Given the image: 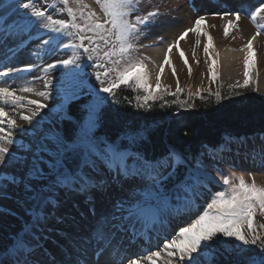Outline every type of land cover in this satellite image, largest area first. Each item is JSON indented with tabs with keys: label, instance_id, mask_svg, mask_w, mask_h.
I'll return each instance as SVG.
<instances>
[{
	"label": "snow or ice",
	"instance_id": "snow-or-ice-1",
	"mask_svg": "<svg viewBox=\"0 0 264 264\" xmlns=\"http://www.w3.org/2000/svg\"><path fill=\"white\" fill-rule=\"evenodd\" d=\"M37 2L11 0L0 11V21L15 23V18L19 17L22 23L17 27L27 36L41 29L54 33L41 41L45 54L70 49L71 55L53 60L42 71L47 75L58 67L68 69L63 74L67 86L63 89L59 112L50 125L44 126H41V112L48 105L17 94L18 91L32 93L35 91L32 87L24 86L19 90L0 87V178L8 187L24 192L28 197L25 204L30 210L26 225L16 238L0 245V264H47L46 259L37 255L36 242L29 233L35 232L38 226L43 227L51 211L66 197L84 193L94 204L95 194L105 198L114 190L123 195L111 202V210L104 213L102 218L97 217V226L88 236V243L94 245V251L89 257H82L84 264H124L125 259L127 264H141L142 261L144 264H157L158 261L159 264H257L252 250L246 248L249 245L260 248L259 264H264V235L258 231L264 230V223H255L257 213L264 216V186L258 185L254 178L251 183L246 182L244 175L229 177L221 174L220 179L226 188L212 194L202 213L191 223L180 227L174 238L165 239L158 250L149 251L143 256L122 255L124 246L117 242V236L123 234L131 244L145 230L151 233L157 225L170 226L175 219L190 215L194 210L199 211V201L208 191L201 168L183 153L169 149L161 155H150L143 147L144 137L113 136L103 130L107 96L114 97L121 85L133 90L142 89L145 94L137 95L136 107L146 110L150 108L149 101L163 99L166 93L164 90L158 96L153 92L144 63L146 58L133 57L134 40L141 26L147 27L159 13L152 11L144 16L135 15L132 19L139 10L140 0H95L105 17L101 21L84 0H54L43 8L37 7ZM3 3L4 0H0V5ZM70 3L75 7L69 6ZM57 4L61 6L60 13L66 12L67 19L54 18L49 12V8L55 11ZM9 10L12 15L5 19L4 13ZM242 12L250 18L257 31L240 49L245 53L244 82L229 85L230 93L249 86L250 70L255 68L253 41L264 30V24L258 23L264 20V0H258L256 5L247 9L225 11L223 16L235 17L228 20L225 36L231 28L238 27ZM204 23L205 17L199 16L193 27L186 29L168 46V53L173 47L178 48L180 40L185 39L189 32H194L197 45L200 44L201 35L207 37L208 43L204 45L207 55L212 46V37L203 31ZM65 38L67 43L64 42ZM12 54L15 55L14 52ZM180 55L184 57L182 51ZM33 56L41 58L39 51L33 52ZM84 56L94 61L97 69H103L96 72V80L101 86L95 93L87 91L79 77L78 65ZM4 58H7V53ZM164 62H170L167 55ZM216 63L213 59L209 66L213 81L217 79ZM34 66L28 64L24 68H13L5 65L0 77L19 78L13 74L31 71ZM160 68L163 71V65ZM113 73L115 78L105 85ZM50 85L51 79L46 80L45 90L35 91V95L47 100ZM181 91L177 81L176 92L170 94L178 96ZM235 94L240 93L236 91ZM195 95L201 94L197 91ZM215 96L219 100L221 93L216 91ZM69 104L71 108L67 107ZM6 108L12 112L17 108H28L29 114L20 113L19 119L31 128L20 127ZM37 117L41 119L37 120ZM38 127L39 131L36 130ZM17 130L19 136L16 135ZM30 131L33 139L17 147V139L23 141ZM5 190L0 187V191Z\"/></svg>",
	"mask_w": 264,
	"mask_h": 264
},
{
	"label": "bare ground",
	"instance_id": "bare-ground-1",
	"mask_svg": "<svg viewBox=\"0 0 264 264\" xmlns=\"http://www.w3.org/2000/svg\"><path fill=\"white\" fill-rule=\"evenodd\" d=\"M171 9V14L175 13V18L162 17V19L157 20L154 23L155 29L152 28L153 30L141 35L142 42L151 43V45L154 46L153 48L146 49V53H152V61L158 63L157 74L160 82H164V80L169 77L168 70L170 67H175V76L172 73L174 78H183L181 76L185 69V65L187 64L185 63V59H187L188 55L191 53L201 57V49L208 43V41H202V43L200 41V44L197 45L196 34L194 32H189L185 39L180 40L178 48L173 47L170 53H168V46H165L166 53L164 58L162 55H155L160 44L158 41L152 40V38L158 37L170 45L179 38L182 30L183 32L186 30L183 25L188 10L176 7L174 4ZM2 10L3 8L0 9V11ZM11 15L12 12L9 10L4 13V18L7 19ZM230 19L234 20L235 17H225L212 20L215 23H212L214 25L210 24L213 26V31L211 32L210 29L209 34L212 37V46L210 47H216V50H210L209 47L210 51L208 54L206 55L204 52L202 57L206 58V56H209L211 53L213 59L218 63L217 68H219V73L224 78H230L238 82V79H241L243 77L242 73H244V70L241 68L243 66L245 53L241 52L240 49L256 32H251L252 34L249 36L248 40H246V42L240 47L226 44L224 43L226 39L224 29ZM18 21L19 19L16 18L15 23L9 21V23L5 24L3 21H0V70L5 69V65L11 66V64H13V66H11L13 68H24L28 64H33L35 66L32 67L31 71H22L18 74L14 73L13 76L19 77V82L11 76L8 78L0 77V87H10L19 90L21 87L30 86L35 91H43L45 90V81L51 79V85L48 88L50 97L47 100L35 95V91L32 93L17 92V94L25 95L30 99H36L41 103L47 104L48 107L41 112V117H43L41 126L50 125V121L56 116L59 106L62 103V94L59 90L62 88L60 84L62 82L61 80H64L62 79L64 76L60 77L62 75V67L50 70L47 75H45L42 69L55 59L68 58V50L66 52L64 50H59L54 54L46 55L45 47L42 45L41 41L48 39L51 35L44 29L33 33L31 36L21 33L23 44L21 46L17 45L16 42L8 38L7 33L13 29H17L16 22ZM250 22L251 20L241 17L238 22V27H235V29L242 33H249L252 29H256L255 31H257L256 26L254 25L255 27H251ZM205 31L209 32L206 29ZM201 38L205 39L203 35L199 37V40ZM36 51L40 52V59L33 56V52ZM181 51L184 54L183 58L180 55ZM13 52L15 55L12 54ZM253 52V61L255 62L257 73L255 74L252 85L256 93L264 98V41H261L260 35L257 36L255 41H253ZM5 53H7V58H4ZM166 55L170 61L169 63L164 62ZM178 55V60L175 62V57ZM161 65H163V71H161ZM150 70H152V68H150ZM6 110L9 111V116L17 120V124L20 127L31 128L30 125H27L24 121L19 119L20 113L29 114L28 108H17L15 112H12L7 108ZM44 113H48V115H44ZM41 117H37V120H40ZM36 130L39 131V127ZM16 135L19 136L18 130ZM30 139H33L31 131L24 137L23 141L17 139V147H19L21 143H27ZM241 142V146H243L244 149H238L240 144L237 143L232 144L231 147H223L222 145V148H220L221 150L219 149L221 151L219 155L222 157H229L230 164L232 163L234 166L230 164L228 165L242 173H249L250 170L264 169V135L254 134L241 139ZM225 150L228 154H223ZM3 175H7V173H4ZM0 187L6 189L5 191H0V245H2L7 244L9 240H13L15 235L25 227L26 217L30 215V210L28 209V206L25 205V200H27L28 197L23 191L15 187H8L4 184L2 178H0ZM121 196L122 193L118 190L112 191L105 198H100L97 193L93 196L95 201L94 204L90 203L89 196L84 193H80L78 200L75 202L69 199L71 196L67 197V199L59 204L58 207L51 211L47 221L44 222L43 227L38 226L35 232L29 233L31 239L36 242V247L38 249L37 255L41 256V259H46L47 264H84V262L78 258L79 253H77V251H80L79 248L83 246L82 254L85 258L90 256L93 251L88 252L87 247L94 245L88 243V236L92 233L93 227L97 226V217L102 218L104 213L111 210V202L121 198ZM93 211L95 212V215H93ZM193 215L194 212L190 215H185L182 218H177L170 226L168 224H164L162 227L157 225L154 229L156 234L150 235L155 240H157L160 235L164 236L167 240H171L175 237L179 228L183 226H179L178 224L184 220L190 221L194 219L195 216L193 217ZM116 240L118 243L123 244L124 249L122 255L126 257H132L135 255L143 256L149 251H156L162 247L161 243L153 245L149 240H142V236L133 240L131 244L128 242L127 237H123V234L117 236ZM124 264H127V259L124 260ZM141 264H144V262L142 261ZM157 264H159V261Z\"/></svg>",
	"mask_w": 264,
	"mask_h": 264
},
{
	"label": "trees",
	"instance_id": "trees-1",
	"mask_svg": "<svg viewBox=\"0 0 264 264\" xmlns=\"http://www.w3.org/2000/svg\"><path fill=\"white\" fill-rule=\"evenodd\" d=\"M229 85L221 89L218 88L219 84L214 85V88L217 86L215 90L221 93V98L217 100L214 91H201V95L196 96L180 87L183 91L174 96L170 93L176 90L170 92L150 84L156 95L159 96L164 90L166 93L163 99L149 101L150 108L147 110L136 107L137 95L145 94L142 89L133 90L121 85L114 97L105 94L103 130L113 136H142L143 147L148 154L161 155L175 149L197 165L202 148L215 149L226 136L239 138L264 133V99L251 86L230 93ZM236 91L240 94L236 95ZM189 104L192 107H188ZM67 107L71 108V105ZM186 132L188 135H184ZM261 234L264 235V232ZM248 249L252 250L259 264L260 248L249 245Z\"/></svg>",
	"mask_w": 264,
	"mask_h": 264
},
{
	"label": "rangeland",
	"instance_id": "rangeland-1",
	"mask_svg": "<svg viewBox=\"0 0 264 264\" xmlns=\"http://www.w3.org/2000/svg\"><path fill=\"white\" fill-rule=\"evenodd\" d=\"M52 2H54V0H38L36 6L43 8ZM9 3H11V0H4L3 5H0V9L6 8L7 4H9ZM84 3L89 5L90 10L95 11L96 15L100 18L101 21L104 20V18H105L104 14H103L102 10L100 9L99 5L96 4L95 0H84ZM257 3H258V0H140V3L138 5L139 10L133 14L132 19L135 18V15L144 16L148 12H152V11H158L159 15L157 17H155L154 19H152L147 27L141 26V31H140L139 35L136 37V39L134 40V44H138V43L142 42L141 41V35L142 34H145L149 31L155 29L154 23L157 20L162 19V17L163 18L164 17H167V18H171V17L173 18L174 17L175 13L171 14V11H172L171 7L173 4L176 7L188 10V14H186V16H185V23L183 25V27H185L184 29H188V28L193 27L195 20L199 16H204L205 17V23L202 25V29H203V31H205V29L208 30L209 31L208 33L210 34V29H211V32L213 31L212 25H214V24H212V23H215L212 21L213 19L233 17L230 15L229 16H223V13L225 11L231 12V11L241 10L242 8L247 9L253 5H256ZM69 6L75 7V5H73L71 3ZM60 7L61 6L57 4L56 10L53 11L51 8H49V12H51L54 15V18L67 19L66 12L65 13L59 12ZM173 12H174V9H173ZM241 17H244V18L250 20V18L247 15L243 14V12L241 14ZM16 19H19V23H22L19 17H16ZM258 23L264 24V20L258 21ZM210 24H212V25H210ZM250 25H251V27H255L254 24H252V22H250ZM252 30H250L249 33H242L235 28H231L229 30V34L226 36L224 43L229 44V45L234 46V47H240L242 44H244L246 42V40H248L249 36L252 33L256 32L255 31L256 29H252ZM45 31H47V30H45ZM263 32H264V30L260 34L261 41H264V38H263L264 33ZM182 33H183V30L181 31V34ZM49 34L51 36L55 35L54 33H50V32H49ZM50 35H48V36H50ZM203 37L205 39L201 38L200 39L201 43H202V41L207 42V37H205V36H203ZM64 42L65 43L68 42L67 38L64 39ZM213 49L216 50V47H210V50H213ZM67 52H68V56L71 55L70 49ZM151 54L152 53L140 52L139 50H137L135 48V51L133 52V57L138 58V59L146 58V59H144V63L147 66V72H148L149 77H150L149 83L153 84L154 86H157L158 63L155 61H152L153 60V54L152 55ZM203 54H204V47L201 49V57L200 56L198 57L197 55H195L193 53L188 55V57L186 59L187 64L185 65V69H184L182 76H181L183 78H180V77L174 78L173 77V75H174L173 69L175 70V67H170L168 70L169 77L167 79H165L164 82L159 81V85H160L159 87L166 88L170 92H173L177 88V81H178L179 87H184L191 94V93H197V91L201 92V91H205V90L216 92L215 88L217 89V86L214 88V85L216 83L219 84V87H218L219 89L223 88L225 85H228V84L232 85V84L237 83V81H234L233 79L224 78L219 73V68H217L218 63H216L217 79L215 81H213L211 78V74L209 72V66L212 63L213 56H211V53H210L209 56H206V58H203L202 57ZM178 57H179V55L175 57V62H177ZM105 63H107V62H105ZM11 66H13V64H11ZM11 66H9V67H11ZM107 66L111 67V65H107ZM150 68H152V70H150ZM189 68H191V74H189ZM61 69H62V75L60 77L64 76L63 74L68 71V69L63 68V67ZM241 69L245 70L244 64H243ZM242 70H241V72H242ZM78 71H79V77L82 79L83 85L85 86L86 90L91 91L93 93L97 92L101 85H100V82L96 80V72L97 71L102 72L103 69H97L95 67L94 61H89V60H87L86 56H84L82 62L78 65ZM172 73H173V75H172ZM256 73H257V68L255 66V69L250 70V76H249V80H250L249 86H251L253 88L255 93H256V91H255L252 84H253V79L255 78ZM242 74H243L242 75L243 77L241 79L240 78L238 79L240 84H243L244 78H245L244 73H242ZM114 78H115V74L113 73L105 81V85L110 80H112ZM62 79H64V80H61L62 82L60 85L62 88L59 91H61L62 98H63V89L67 86V84H66L65 76L62 77ZM102 79H103V77H102ZM15 80H18L17 82H19L18 78H15ZM62 84H65V85H62ZM256 94H258V93H256ZM101 95L104 96L105 94L101 93ZM260 97H262V96H260ZM62 102H63V99H62ZM58 112H59V109H58ZM241 139H244V138L236 139V138L226 137L224 139L223 144H221V146H219V148H217L216 150H212L208 147L202 148V155H201L200 160L198 161V164L196 166L201 168V170H202V174L204 176L205 187L208 189V191L204 193V195L202 196V198L199 201V211H195V210L193 211L194 212L193 217L195 216V218H196V216L198 214L202 213L204 208H206V203L210 202L212 194H214L216 191H220V190H223L224 188H226V186H224L222 184V180L220 179L221 174L227 175L229 177H233L234 175L235 176L244 175L246 182L251 183L252 179L254 178L258 185L264 186V169L250 170L249 173H242V172H239L235 169L230 168V166L227 165V164H230V158L229 157H226L227 159H225L224 157L219 155V153L221 152L220 148H222V145H223V147H229V146L231 147L232 144L237 143V144H240L238 149H244V147L241 146L242 145ZM225 153H227L226 150L223 154H225ZM230 165L234 166V164H232V163ZM192 220H190V221L184 220L185 222L181 221L183 223L180 222L178 225L179 226L180 225L186 226V224L191 223ZM255 223L257 225H259L260 223H264V216H260L259 213H257V215L255 216ZM258 231L260 233L264 232V230H260V229H258ZM16 235H15L14 239L16 238ZM235 243L238 244V242H235ZM246 248H249V246H246ZM229 251H231V249H229Z\"/></svg>",
	"mask_w": 264,
	"mask_h": 264
}]
</instances>
